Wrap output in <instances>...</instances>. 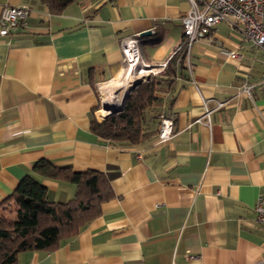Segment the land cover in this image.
<instances>
[{
    "label": "crops",
    "instance_id": "0c3cea01",
    "mask_svg": "<svg viewBox=\"0 0 264 264\" xmlns=\"http://www.w3.org/2000/svg\"><path fill=\"white\" fill-rule=\"evenodd\" d=\"M6 4H29L32 12L0 34V200L28 174L52 200L75 196V183L34 171L40 159L101 171L113 193L76 235L52 250L22 251L15 264L264 259V222L255 209L264 197L260 47L217 23L192 44L191 66L178 72L142 141L114 143L92 123L108 109L101 110L103 88L126 69L122 42L139 37L142 60L168 59L184 39L189 0H74L59 13L34 0H0V15ZM161 112L174 120L165 142L158 140Z\"/></svg>",
    "mask_w": 264,
    "mask_h": 264
},
{
    "label": "trees",
    "instance_id": "16d2710c",
    "mask_svg": "<svg viewBox=\"0 0 264 264\" xmlns=\"http://www.w3.org/2000/svg\"><path fill=\"white\" fill-rule=\"evenodd\" d=\"M34 1L47 5L51 13H59L74 0ZM170 59L163 73L138 84L123 110L95 120L92 130L114 143H140L149 117L153 113V118L157 117L154 105L162 102L166 93H173L178 72L187 66L186 50L176 51ZM33 169L37 174L75 183L76 194L68 201L52 200L36 176L22 178L12 193L0 200V264H15L22 251L55 249L96 217L102 203L113 196L109 180L101 171H75L48 159L36 161ZM4 209L11 212L2 214Z\"/></svg>",
    "mask_w": 264,
    "mask_h": 264
},
{
    "label": "built area",
    "instance_id": "2783aa9c",
    "mask_svg": "<svg viewBox=\"0 0 264 264\" xmlns=\"http://www.w3.org/2000/svg\"><path fill=\"white\" fill-rule=\"evenodd\" d=\"M189 2L191 7L182 18L184 39L176 48V51L186 50V65L188 68L191 66L192 44L203 39L211 28L221 21L228 23L231 27L240 29L249 41L264 51V0H189ZM31 12L32 7L29 4H6L0 15V34L7 35L11 33ZM121 50L127 62V69L130 71L133 65L140 62L141 50L138 38L136 36L126 38L122 42ZM229 55L232 58L240 57V54L236 51H230ZM167 64L166 61L157 70L164 71ZM143 68L141 69L143 70ZM249 88V86L246 87V89ZM103 104L104 102H102V110L105 109ZM206 115L209 119V107H206ZM173 134V118L161 113L158 140L165 142ZM255 209L258 220L264 222V197H259ZM189 257L191 256L189 255ZM258 264H264V259Z\"/></svg>",
    "mask_w": 264,
    "mask_h": 264
},
{
    "label": "rangeland",
    "instance_id": "374dc122",
    "mask_svg": "<svg viewBox=\"0 0 264 264\" xmlns=\"http://www.w3.org/2000/svg\"><path fill=\"white\" fill-rule=\"evenodd\" d=\"M154 32V31H153ZM138 38V40H139V43H140V39H139V37H137ZM177 47H178V45H177ZM176 46L173 48V49H171V51H170V53H171V55H173L174 53H175V51H176V48H177ZM140 50H141V48H140ZM171 59H170V57L168 58V59H166V60H164L163 62H161V63H156V61L155 60H153V59H147V60H142V55L140 56V62H139V64H138V67H141V66H143L144 68H148L147 70V75L145 76V77H143L144 75V71H139V70H137V71H134V72H131V71H128V69H127V65H126V69H125V71L121 74V76L115 81V82H113V83H109V84H107L104 88H103V95H102V99H104V95H105V92L108 90V89H110V88H114V86L116 87V85H119L121 82H124L125 80H126V78L128 77V76H131V77H133V78H135V80H138V79H141V83H143V82H146V81H148L149 79H151L152 77H155V76H157L158 74H160V73H163L164 71H160V70H157V68H160L161 67V65L163 64V63H165L166 61H167V63L170 61ZM126 61V60H125ZM185 61H186V59H185ZM127 63V62H126ZM144 65H148V66H144ZM168 65V64H167ZM153 68V69H152ZM150 70V71H149ZM153 70V71H152ZM136 88V87H135ZM159 105H160V103H157V104H155L154 106H155V108H153L154 110H155V112H157V114L159 113V111H160V107H159ZM125 106V105H124ZM102 107V106H101ZM103 108V107H102ZM102 110V109H101ZM107 109H105V111H106ZM123 110V109H122ZM160 116V115H159ZM101 117V116H100ZM101 120H103V117H101V119H100V121ZM11 211H9L8 209H4V213H2V214H5V215H8L9 213H10Z\"/></svg>",
    "mask_w": 264,
    "mask_h": 264
},
{
    "label": "bare ground",
    "instance_id": "6f19581e",
    "mask_svg": "<svg viewBox=\"0 0 264 264\" xmlns=\"http://www.w3.org/2000/svg\"><path fill=\"white\" fill-rule=\"evenodd\" d=\"M138 64H139V62L137 64L133 65L130 68V71L131 72H134L137 70L141 71L142 70L141 68L143 66L138 67ZM147 69L148 68H143V70H142V71H144L143 77H145L147 75V71H148ZM134 82H135V78L128 76L124 82H121L116 87L111 88L110 90L105 92L103 102H104V105L106 106V108L118 107V106L123 105V103H124L123 99L125 98L126 93L132 88ZM121 101H122V104L118 105Z\"/></svg>",
    "mask_w": 264,
    "mask_h": 264
},
{
    "label": "water",
    "instance_id": "95a60500",
    "mask_svg": "<svg viewBox=\"0 0 264 264\" xmlns=\"http://www.w3.org/2000/svg\"><path fill=\"white\" fill-rule=\"evenodd\" d=\"M152 33L151 30H147V31H144V32H141L140 35H150ZM141 82V79H138V80H135L132 88L126 93L125 95V98H124V103L123 105L121 106H118V107H110L108 108L106 111H105V115H102L101 116L103 118H105L107 115L111 114V113H114V112H118V111H121L123 108H124V105H125V102H126V99L127 97L129 96V94L135 89V87L138 86V84ZM104 108L106 107L104 104H103Z\"/></svg>",
    "mask_w": 264,
    "mask_h": 264
}]
</instances>
